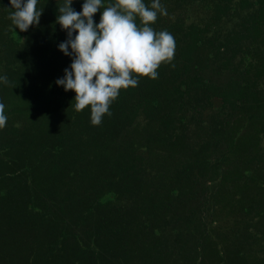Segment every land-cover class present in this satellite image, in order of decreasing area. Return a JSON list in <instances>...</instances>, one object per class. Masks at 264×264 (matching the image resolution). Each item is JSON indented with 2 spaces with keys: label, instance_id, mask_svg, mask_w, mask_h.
I'll use <instances>...</instances> for the list:
<instances>
[{
  "label": "trees",
  "instance_id": "1",
  "mask_svg": "<svg viewBox=\"0 0 264 264\" xmlns=\"http://www.w3.org/2000/svg\"><path fill=\"white\" fill-rule=\"evenodd\" d=\"M63 3L22 32L0 0V264H264V0H160L174 57L100 125L55 83Z\"/></svg>",
  "mask_w": 264,
  "mask_h": 264
},
{
  "label": "clouds",
  "instance_id": "2",
  "mask_svg": "<svg viewBox=\"0 0 264 264\" xmlns=\"http://www.w3.org/2000/svg\"><path fill=\"white\" fill-rule=\"evenodd\" d=\"M10 2L14 9L10 19L16 28L26 32L39 24L42 12L37 10L38 0ZM72 4L73 0H64L58 7L57 23L68 36L59 49L73 61L55 83L65 91H74L75 110L90 106L91 123L100 125L105 114H111L109 107L120 90L138 86L135 77L157 78L160 65L174 57L175 40L166 30L156 32L149 26L158 13L167 15L160 0H152L150 7L144 0H115L103 8L99 24L93 17L101 10L102 0H85L82 12H76ZM137 17L142 26L137 25ZM0 80L7 83V77ZM6 122L5 105L0 103V128Z\"/></svg>",
  "mask_w": 264,
  "mask_h": 264
}]
</instances>
